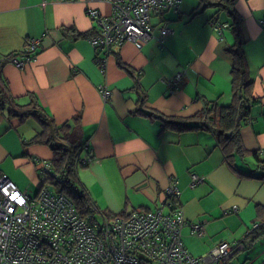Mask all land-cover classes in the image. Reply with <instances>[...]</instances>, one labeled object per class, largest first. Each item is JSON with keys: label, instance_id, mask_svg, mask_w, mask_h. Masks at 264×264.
I'll return each mask as SVG.
<instances>
[{"label": "crops", "instance_id": "crops-1", "mask_svg": "<svg viewBox=\"0 0 264 264\" xmlns=\"http://www.w3.org/2000/svg\"><path fill=\"white\" fill-rule=\"evenodd\" d=\"M231 2L240 17L251 92L257 97L239 128L243 150L231 156L197 116L231 100L232 61L225 50L233 41L230 19L214 14V7L204 13L199 0H182L176 11L165 12L171 31L161 43L153 36L140 47L130 41L116 46L104 73L86 39L95 23L85 6L102 11L105 3L0 0V72L16 102L39 104L57 123L75 125L78 138L88 137L93 158L78 168V181L98 209H154L163 205L166 187L175 179L186 220L182 241L190 254L243 240L245 248L227 264H236L233 258L241 254L237 264H264V247L257 249L264 245V26L258 23L264 0ZM161 19L152 21L155 36ZM30 38L41 39L35 58L22 67L9 61ZM181 68L185 71L169 89L162 79L171 80ZM100 84L111 91L107 101ZM7 107L6 102L0 110V173L20 190L35 184L36 193L40 178L34 157L50 159L52 152L46 144L26 143L40 129L37 119L9 116ZM18 127L27 133L17 135ZM19 138L22 151L10 146ZM192 173L202 177L194 185ZM197 222L203 224L202 235L191 230L190 223Z\"/></svg>", "mask_w": 264, "mask_h": 264}, {"label": "built area", "instance_id": "built-area-1", "mask_svg": "<svg viewBox=\"0 0 264 264\" xmlns=\"http://www.w3.org/2000/svg\"><path fill=\"white\" fill-rule=\"evenodd\" d=\"M91 1V0H86ZM107 9L85 6V13L95 27L86 39L95 50L93 61L105 72L107 57L124 40L139 47L150 38L153 16L176 11L181 0H100ZM258 23L264 26V18ZM160 35L171 31L168 23H158ZM150 30V31H149ZM41 39H27L24 48L8 56L22 67L35 58ZM160 43V42H159ZM182 71L172 80L162 82L173 89ZM103 101L111 91L99 85ZM264 153V149L261 150ZM93 151L89 139L82 143L77 161L91 162ZM40 184L33 195H27L5 174L0 173V264H227L245 242L221 241L201 255H192L182 241L186 224L178 206L180 189L172 179L165 190L164 206L133 209L108 215L93 203L94 212L80 214L72 200L55 189L62 180L48 158L34 157ZM202 179L191 174L190 185ZM193 233L202 235L203 224L190 223Z\"/></svg>", "mask_w": 264, "mask_h": 264}, {"label": "trees", "instance_id": "trees-1", "mask_svg": "<svg viewBox=\"0 0 264 264\" xmlns=\"http://www.w3.org/2000/svg\"><path fill=\"white\" fill-rule=\"evenodd\" d=\"M199 2L201 8L214 7V14L224 13L230 19L228 26L233 41L225 46V50L232 61L230 69L232 83L231 100L225 105H214L212 108L203 109L197 116L203 119L204 124L209 125L207 126L208 128L215 131L222 149L228 156H231V153L243 150L239 128L247 117L249 105L257 100V97H254L251 92L252 81L249 78L247 60L243 48L244 39L240 27V17L236 14L231 0H199ZM161 18V21L167 22L165 13ZM1 64L2 62L0 61V68ZM179 71L183 72L185 69L181 68ZM6 102L8 103L7 113L9 116L12 115L22 120L26 116L32 115L37 119L40 129L26 143L40 142L49 146L52 152L50 160L52 161L53 168L61 172L62 175V180L56 182V184L52 180L55 189L66 194L80 214L93 213L95 211L93 207L94 202L90 198L88 191L79 183L77 172L78 168L83 166L77 161L78 153L82 143L87 141L88 137L80 139L81 137L79 136L78 138L75 135L76 131L73 129L75 125H71L69 120L57 123L43 107L39 108V104H32L30 102L20 104L16 102L0 72V110ZM154 114L165 123L173 122L166 118V115L157 114L156 112ZM103 212H106L108 215L113 214V212L106 210H103ZM259 225L257 224L254 227L252 239L257 237L255 233Z\"/></svg>", "mask_w": 264, "mask_h": 264}, {"label": "rangeland", "instance_id": "rangeland-1", "mask_svg": "<svg viewBox=\"0 0 264 264\" xmlns=\"http://www.w3.org/2000/svg\"><path fill=\"white\" fill-rule=\"evenodd\" d=\"M182 1V0H181ZM181 1H180V3H181ZM180 5V4H179ZM178 8H179V6H178ZM169 13H171L172 12V10H169L168 11ZM198 12H200V11H198ZM209 12H213V9L212 8H207L206 7V10H204V13H209ZM155 19H157V17H155V16H153L152 18H151V20L152 21H154ZM169 21L167 20V23H168ZM150 31V30H149ZM151 32H152V27H151ZM169 33V32H168ZM165 34H167V33H165ZM165 34H163V35H160V37H161V40H159V42L161 43L162 42V40H163V36L165 35ZM155 37L156 39L159 37V35L158 36H155V35H153V33L151 34V36H150V38L149 39H147L146 41H142V44H144V43H146V42H148L149 40H151L152 39V37ZM125 41H130V40H124V41H122L119 45H121L123 42H125ZM130 42H132V43H134L136 46H138L134 41H130ZM139 47V46H138ZM97 67L100 69V67H99V65H97ZM101 70V69H100ZM174 78V77H173ZM172 78V79H173ZM171 79V80H172ZM180 79V78H179ZM16 131H17V135H18V133H20L21 135H24V134H26L27 132H25L24 130H21L19 127L17 128V129H15ZM16 134V133H15ZM90 141V140H89ZM10 146L12 147V148H14V149H17V150H19V151H22V147H24L23 146V144H22V142H21V139L19 138L17 141H16V143H12V144H10ZM89 164V162H87L85 165H88ZM35 190H36V185L35 184H32V185H29L28 187H27V189H25V191L24 190H21V191H24L27 195H33V194H35L34 192H35ZM260 242H262V241H260ZM259 242V243H260ZM258 243V244H259ZM261 248V247H264V245H259L258 247H257V249L258 248ZM244 251H242V253H243ZM257 253V251H254V253H251V256H255V254ZM245 256V254H241L240 256L238 255V257L237 258H233V260H234V263L236 262V264L238 263V262H240V261H242L243 260V257ZM252 257V258H253ZM232 261V260H231ZM231 264V263H230Z\"/></svg>", "mask_w": 264, "mask_h": 264}, {"label": "bare ground", "instance_id": "bare-ground-1", "mask_svg": "<svg viewBox=\"0 0 264 264\" xmlns=\"http://www.w3.org/2000/svg\"><path fill=\"white\" fill-rule=\"evenodd\" d=\"M99 89V88H98ZM93 151V150H92Z\"/></svg>", "mask_w": 264, "mask_h": 264}]
</instances>
